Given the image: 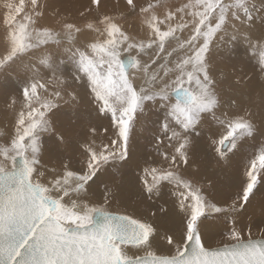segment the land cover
I'll use <instances>...</instances> for the list:
<instances>
[{
  "label": "rangeland",
  "instance_id": "1",
  "mask_svg": "<svg viewBox=\"0 0 264 264\" xmlns=\"http://www.w3.org/2000/svg\"><path fill=\"white\" fill-rule=\"evenodd\" d=\"M0 2V82H2L0 84V172L14 169L15 159L23 156L30 168V175H33V178L35 176V180L31 179L32 176H30V180H33L32 182L37 181L38 184L36 185L48 186L46 188L48 193L55 192L53 193L55 196L57 195L58 198L64 200L79 194V197L76 196V199L70 201V205L72 206L73 203L82 205L86 210L82 213L83 216L80 214L78 220L70 224L88 225V213L100 210L129 217L139 222L151 233L152 230L143 218L144 216L135 215L131 210L122 208L124 204H127L128 209H138L145 215L163 219L170 229L180 233L181 247L168 250L169 252L150 250L139 256H134L133 259L143 256L177 257L183 253L184 245L190 239L193 229L199 233L204 249L264 239V146L259 141L264 134V53L262 49L264 45L261 46L260 50L258 49L264 43H261L262 38L259 37L258 43H255L257 49H252L253 45L249 39L239 36L241 32H239L237 23V21L242 22L239 20L241 19V12L245 14H243L245 23L251 21L252 16L262 19L264 23V12H262L264 11V0H0ZM237 15H239L238 18ZM258 21L260 20L258 19ZM252 25V30H254L252 32L255 35L260 29V25L257 23H252ZM227 31L230 32L227 33ZM238 36L239 39H243L242 43H244H239L238 49L241 50H236L234 47V44H237ZM169 37L170 39H167ZM234 40L236 41L234 42ZM223 53L225 54L223 55ZM121 54H128L134 59L138 58L139 62L135 65V73L134 71L131 72V68L129 69L130 72L123 69L122 60L120 61ZM225 56L227 60L224 58ZM90 61L95 62V66H92ZM218 61L222 62L218 63ZM19 62L22 63L19 64ZM192 62L195 67L192 66ZM254 64L255 67H253ZM233 66L235 69L232 68ZM261 69L262 71H260ZM44 73L46 74L44 75ZM248 73L250 74L248 75ZM254 73L256 75H253ZM76 74L79 75V80H85L87 83L92 82L91 86L98 87L97 89L101 91L94 90L97 95L99 92H101L99 95L103 92H109V95L120 96L121 105L126 114L124 124L127 130L136 124L140 130H143L142 135L140 133L141 138L139 137L137 140V143L140 144V147L136 149L138 158L154 161L151 168L168 169L167 171H172L176 177L181 179L180 185L166 181L161 182L160 189L161 191L164 190L165 194L160 191L162 196L157 200V204H154L153 199H149V196H134L133 193L126 190L122 191L120 194L122 197H119L122 202L126 201L127 203L123 202L122 207V203L120 206L111 205L109 199L113 195L114 189L109 188L106 181L110 178L115 182L119 176L130 178L137 175L136 184L140 185L142 184L140 174L132 169V165L128 164V157L122 160L119 159L120 156L118 155H111L112 157L109 156L106 161L107 164L112 166V163L117 159V161H121V164L124 162L123 165L116 169L107 168L104 173L106 178L98 177L95 184L92 183L96 174L101 172L105 161L101 160L100 164L91 162L93 160L91 148L84 146L90 145L87 139L82 143L79 142L78 147L62 148L65 153L56 156L59 162H53L47 157L45 160L43 159L41 150H49L48 153L55 156L56 153L51 150L60 146V144H56L60 143V139L64 138V135H69L59 133V129L54 125L57 121L55 116L49 115L50 111L58 108V100L49 94L45 95L48 96V99L45 96H41L39 99V94L35 93L37 98L31 101L27 100L28 102L23 100L24 95L27 94L26 89L23 88V80L31 78V80L40 81L42 79L43 81L44 78H47L52 80L51 85L53 86L58 84L59 79H61L62 83L63 81L66 83L59 84V88H57L63 90L65 97L63 102L71 104V98L75 93L80 95L79 90L71 89L69 85L70 78L76 77ZM27 75L28 77H26ZM251 75L257 80L253 86L255 87L258 82L256 86L258 88L255 87L256 90L249 94L245 84L248 79H251ZM54 76L55 78H53ZM6 77L9 78L4 81ZM190 80L194 82L196 91L199 92L193 93L196 99L200 94V98L203 100L200 104L195 103V101L191 104H184L171 95L179 88H187ZM110 84H112V88H110ZM101 86L103 87L100 88ZM55 90L57 89H53V91ZM56 92L58 93V91ZM71 93L74 94L70 97ZM78 97L79 100L76 104L80 107L84 104L82 102L83 97L81 95ZM243 98H247L246 102L249 101L250 104L246 106L242 103L241 109H237V100ZM194 104L197 105L193 107ZM165 105H169V110L177 116L179 124H184L188 128L203 126L200 134L201 141H196L195 146H203L205 150L199 149L211 156L207 157L208 155L202 154L201 163H190L189 167L192 173L181 168L184 162L181 163V167L174 165L173 161L178 159L179 153L177 147H172L168 132L177 127L178 124L174 123V117H171L173 121H167L164 110L167 107ZM220 110L221 112L218 113ZM59 117V121L61 120L60 122L63 123L59 124L66 129L73 130V126L78 123L74 119L71 120L67 114H60ZM105 120L106 125L112 129L119 122V119L114 116L105 117ZM42 121L46 122L45 129L39 127ZM259 124L261 125L259 126ZM34 125L35 127H33ZM3 129L5 130L3 131ZM30 133L35 137L31 138L30 141H35L36 149L24 143L23 139ZM6 134L7 136H5ZM51 134L60 138L59 142L55 143L50 140ZM80 134L81 132L76 136L79 137ZM98 134L96 133V135ZM79 138L78 140L81 141ZM247 138L250 142L249 145L239 147V144ZM218 148L223 152L229 150L228 152L231 154L228 162L221 161L222 153L220 155ZM62 149L60 148V150ZM69 150L72 155H75L74 159L70 158L69 155L71 154H66ZM88 152L90 153L88 154ZM87 162L91 165H88ZM228 175H232L231 181L225 179ZM148 178L149 182H152L151 177ZM185 181L189 182L192 188L196 189L198 194L204 198L200 215L193 219L191 225L186 222L189 216L193 215V210L187 216L181 215L179 218L167 217L161 211L164 202L165 205H171L174 203L173 200H176L170 188L174 186L183 188L182 184ZM89 184H92L94 189L102 193L103 204H94V206L89 205L86 201L85 198L88 195L85 192L88 191L87 186ZM246 186L251 193L250 196L246 194L249 192H245ZM183 190L186 192L185 189ZM61 193L65 196L62 197ZM195 199V196L191 197V202ZM244 200L248 201L245 203ZM213 206H216L219 211H216ZM72 215L73 213L71 215L66 214L64 218L61 213H58L55 216L64 225L67 219L72 218L70 217ZM140 245L131 246L138 247Z\"/></svg>",
  "mask_w": 264,
  "mask_h": 264
},
{
  "label": "bare ground",
  "instance_id": "2",
  "mask_svg": "<svg viewBox=\"0 0 264 264\" xmlns=\"http://www.w3.org/2000/svg\"><path fill=\"white\" fill-rule=\"evenodd\" d=\"M1 3V2H0ZM251 7V6H250ZM264 10V9H263ZM262 12H264V11H262ZM242 14H240V18L241 19H239V20H242V22L240 21V22H238L237 21V23H238V27H239V32H241L240 34H239V36H243V37H247L248 39H249V42L253 45V47H252V49L253 48H255V49H257V47H256V45H255V43H258L257 42V40H258V38L260 37V38H262V42L261 43H264V25H262V24H264L263 23V21H262V19H260V18H258L260 21H258V19L256 18V17H254V16H252V18H251V21L249 20V22H244L243 20H245V16H243V12H241ZM245 15V14H244ZM234 16V15H233ZM238 16L239 15H237V18H238ZM260 16H262V15H260ZM250 17V16H249ZM249 17H247V18H249ZM264 19V18H263ZM236 21V20H235ZM260 22V23H258V22ZM228 23H231V22H228ZM252 23H257L258 25H260L259 26V30L255 33V35L253 34V32H254V30H252V28H253V25H252ZM4 25V24H3ZM7 25V24H6ZM252 25V26H251ZM231 26V25H230ZM255 27H258V26H255ZM224 28H226V27H224ZM229 28V27H228ZM231 28V27H230ZM229 28V29H230ZM255 29V28H254ZM3 30V29H2ZM234 30H235V28H234ZM253 31V32H252ZM224 32V31H223ZM228 32H230V31H227V33ZM3 33V32H2ZM234 33V32H233ZM230 34V33H229ZM232 34V33H231ZM6 35V34H5ZM233 35V34H232ZM223 36H225V34H223ZM236 36V35H235ZM239 36L237 37V41L236 40H234V42L236 41L237 42V44H234V47L236 48V50H239L238 49V46H240L239 45V43L241 44L242 43V41H243V39H239ZM171 37V36H170ZM170 37L169 38H167V39H170ZM221 37H222V35H221ZM226 37V36H225ZM227 37H229V36H227ZM5 39V38H4ZM233 39V38H232ZM220 40V39H219ZM216 41H217V39H216ZM215 41V42H216ZM221 42H222V40H220ZM256 41V42H255ZM261 41V40H260ZM218 42V41H217ZM201 43V42H200ZM212 43V42H211ZM225 43H226V41H225ZM248 43V42H247ZM227 44V43H226ZM242 44H244V43H242ZM259 45V44H258ZM264 44H261L259 47H258V49L260 50V48H261V46H263ZM246 46V45H245ZM255 46V47H254ZM192 47V46H191ZM251 47V46H250ZM246 48V47H245ZM212 49H214V48H212ZM221 49V48H220ZM254 49V50H255ZM263 49V53H264V47L262 48ZM5 50V49H4ZM241 50V49H240ZM247 50H248V47H247ZM250 50V49H249ZM191 51V50H190ZM43 52V51H42ZM132 52V51H131ZM180 52V51H179ZM189 52V51H188ZM197 52H199L200 53V51L199 50H197ZM214 52V51H213ZM233 52V51H232ZM2 53V52H1ZM38 53V52H37ZM247 53V52H246ZM249 53V52H248ZM52 54V53H51ZM217 54V53H216ZM225 53H223V55H224ZM232 54V53H231ZM244 54V53H243ZM54 55H55V53H54ZM122 55V54H121ZM120 55V56H121ZM194 55H195V53H194ZM246 55V54H245ZM244 55V56H245ZM6 56V55H5ZM37 56V55H36ZM50 56V55H49ZM126 56H128V54L127 55H122L121 56V58H120V61L122 60V66H123V60L126 58ZM201 56V55H200ZM243 56V57H244ZM257 56V55H256ZM33 57V56H32ZM40 57V56H39ZM198 57V56H197ZM210 57V56H209ZM230 57V56H229ZM233 57V56H232ZM248 57V56H247ZM260 57V56H259ZM264 57V56H263ZM2 58V57H1ZM34 58V57H33ZM55 58V57H54ZM130 58H132V57H130ZM137 58V57H136ZM193 58V57H192ZM208 58V57H207ZM220 58H222V57H220ZM225 59H226V56L224 57ZM239 58H240V56H239ZM246 58V57H245ZM244 58V59H245ZM249 58V57H248ZM27 59V58H26ZM49 59V58H48ZM57 59V58H56ZM133 59V64L130 66V68L132 69L131 70V72H133L134 70H135V65H136V63L137 62H139L138 61V58L137 59H134V58H132ZM190 59V58H189ZM197 59V58H196ZM195 59V60H196ZM213 59H214V57H213ZM216 59V58H215ZM241 59V58H240ZM255 59H258V58H255ZM260 59H262V58H260ZM23 60V59H22ZM30 60V59H29ZM98 60V59H97ZM192 60V59H191ZM207 60V59H206ZM227 60V59H226ZM31 61V60H30ZM44 61H46V60H44ZM54 61V60H53ZM59 61V60H58ZM216 61V60H215ZM225 61V60H224ZM238 61V60H237ZM242 61V60H241ZM259 61V60H258ZM34 62V61H33ZM49 62V61H48ZM93 62V61H92ZM91 62V63H92ZM219 62H222V61H218V63ZM240 62V61H239ZM20 63H22V62H19V64ZM86 63V62H85ZM193 63V62H192ZM264 63V62H263ZM93 64V63H92ZM94 64H95V62H94ZM231 64V63H230ZM234 64V63H233ZM232 64V65H233ZM247 64V63H246ZM258 64H259V62H258ZM15 65V64H14ZM210 65V64H209ZM214 65V64H213ZM231 65V66H232ZM249 65V64H248ZM260 65H262V64H260ZM17 66V65H16ZM36 66V65H35ZM174 66V65H173ZM192 66H194L195 67V64L193 63V65ZM197 66V65H196ZM216 66V65H215ZM230 66V65H229ZM228 66V68H230ZM241 66V65H240ZM245 66V65H244ZM247 66V65H246ZM69 67V66H68ZM103 67H105V66H103ZM133 67V68H132ZM217 67V66H216ZM248 67V66H247ZM250 67V66H249ZM253 67H255V64H254V66ZM252 67V68H253ZM260 67V66H259ZM262 67V66H261ZM260 67V68H261ZM7 68V67H6ZM69 68H71V67H69ZM100 68H102V67H100ZM129 68V69H130ZM213 68V67H212ZM232 68H234V66L232 67ZM103 70H104V68H102ZM129 69L127 70V71H129ZM195 69V68H194ZM202 69V68H201ZM213 69H215V68H213ZM225 69V68H224ZM226 69H227V67H226ZM235 69V68H234ZM256 69H257V67H256ZM29 70V69H28ZM60 70V69H59ZM63 70H65V69H63ZM106 70V69H105ZM223 70V69H222ZM240 70H241V68H240ZM248 70H249V68H248ZM247 70V71H248ZM254 70V69H253ZM27 71V70H26ZM31 71H33V70H31ZM31 71H30V73H31ZM186 71V70H185ZM197 71V70H196ZM209 71V70H208ZM219 71V70H218ZM223 71H225V70H223ZM242 71V70H241ZM260 71H262V69L260 70ZM27 72H29V71H27ZM74 72V71H73ZM130 72V71H129ZM137 72V71H136ZM216 72V71H215ZM222 72V71H221ZM239 72V71H238ZM237 72V73H238ZM252 72V71H251ZM37 73V72H36ZM47 73V72H46ZM46 73H44V75L46 74ZM66 73V72H65ZM75 73V72H74ZM134 73H135V71H134ZM199 73V72H198ZM231 73V72H230ZM234 73V72H233ZM232 73V74H233ZM236 73V74H237ZM256 73V72H255ZM253 74V75H256V74ZM7 74V73H6ZM29 74V73H28ZM137 74V73H136ZM167 74V73H166ZM235 74V75H236ZM250 73H248V75H249ZM30 75V74H29ZM72 75V74H71ZM74 75V74H73ZM72 75V76H73ZM133 75V74H132ZM4 76H6V75H4ZM25 76V75H24ZM58 76V75H57ZM102 76V75H101ZM134 76V75H133ZM194 76V75H193ZM213 76H214V74H213ZM212 76V77H213ZM224 76V75H223ZM263 76V75H262ZM17 77V76H16ZM26 77H28V75L26 76ZM31 77V76H30ZM40 77H42V76H40ZM43 77H46V76H43ZM78 77H79V75H78ZM81 77V76H80ZM186 77V76H185ZM215 77V76H214ZM240 77V76H239ZM7 78H9V77H6V80H4V81H7L8 79ZM33 78H35V77H33ZM50 78V77H49ZM53 78H55V76L53 77ZM134 78V77H133ZM167 78V77H166ZM217 78V77H216ZM45 80H43L42 81V79L40 80V81H36L35 79L34 80H31V78H29V80H27V79H24L23 80V88H25L26 89V93L27 94H25L24 95V99L23 100H25V101H27V100H29V101H31V100H33V99H35V98H37L36 96H35V94H39V99H40V97L41 96H45V95H53L54 96V98H55V100L57 99L58 100V102H59V105H58V111H57V109L56 110H53V111H50V113H49V115H51V116H55V119L57 120V121H55V123H54V125H56L57 126V128L59 129V133H63V134H66V135H69V136H65L64 135V138H62V139H60V138H57V136H55V135H52V134H54V133H52L51 135V138H49L50 140H52L53 142H57L59 139H60V143H58V144H56V145H59L60 144V146H61V144H62V146L60 147V146H57V147H55L53 150H51V151H54L56 154H55V156H53L51 153H48V151L46 150V152H45V150H41V154H42V156H43V159L45 160L46 159V157L47 158H49V159H51L53 162H59V160H57V158H56V156L58 157V156H60V154H64L65 152H64V149H62V148H64V147H74V146H79L80 144H79V142H83L84 140H89L88 142H90V145H84V146H86V147H90L91 148V154H92V159H93V157L95 156V157H97V159H93L91 162H93V164H100L99 162L101 161V160H103V159H100L101 157H103V156H107V157H109V156H111V155H118V156H121V153H123V151H124V147H125V139H124V137L121 135V133H124V132H126V135H127V139H126V149H127V154H129L127 157H128V159H129V163L128 164H130V165H132V169L133 170H135V172H137V173H139L140 174V178H141V180H143V179H145L146 177H145V175H144V172H145V169H151V166H153V164H154V161H151V160H149V159H147V160H140V158H138V155H137V153H136V149L138 148V147H140V144H138L137 143V140H139L138 138L140 137L141 138V135H142V132H143V130H140V128L138 127V124H136V125H133L129 130H127V127H126V125L124 124V121L126 120V114L124 113V110H123V106L121 105V97L120 96H118V95H109V92L107 93V92H103L102 94H100L99 95V93H101V92H99L98 93V95H97V92H95L94 90H98V91H101L100 89H97L98 87H93V86H91L92 85V82L91 83H87V81H85V80H79L78 78H76V77H74V78H70V88H74V89H77V90H79V92H80V95L83 97L82 98V102L84 103V104H82V106L80 105V107L78 106V104H76L77 102H78V100H79V97L78 96H80V95H76V93H75V95L71 98V104H68L67 102H63L64 101V94H63V90L61 91L60 89H58L59 87H58V85L59 84H65L66 82H64L63 81V83H62V81H61V79H59V83L58 84H55V85H51V82H52V80L51 79H47V78H44ZM263 79V78H262ZM11 80V79H10ZM13 80V79H12ZM69 80V79H68ZM67 80V81H68ZM217 80V79H216ZM215 80V81H216ZM221 80V79H220ZM230 80V79H229ZM235 80V79H234ZM246 80H247V78H246ZM50 81V82H49ZM93 81V80H92ZM257 80H256V78L254 77V76H252L251 75V79L249 80L248 79V82H246V84H245V86H246V91L247 92H249V94L251 93V91H255L256 90V88H258V87H256L257 85H258V82H257V85L254 87L253 85L255 84V82H256ZM263 81V80H262ZM21 82V81H20ZM38 82V83H37ZM225 82V81H224ZM229 82V81H228ZM232 82H233V80H232ZM2 82H0V84H1ZM6 83V82H5ZM19 83V82H18ZM221 83V82H220ZM236 83V82H235ZM239 83V82H238ZM244 83V82H243ZM8 84H9V81H8ZM21 84V85H22ZM67 84H68V82H67ZM94 84V83H93ZM10 85H11V83H10ZM2 86H3V84H2ZM25 86V87H24ZM96 86V85H95ZM114 86V85H113ZM224 86V85H223ZM262 86V85H261ZM58 87V88H57ZM231 87V86H230ZM230 87H229V89H230ZM233 87V86H232ZM231 87V88H232ZM242 87V86H241ZM100 88H102V86L100 87ZM110 88H112V84H110ZM189 88V91H193L192 93H199V92H197L196 91V86L194 85V82L192 81V80H190L189 82H188V87L187 88H183L182 87V89H188ZM226 88V87H225ZM245 88V87H244ZM53 89H57V90H55V91H53ZM179 89H181V88H179ZM228 89V88H227ZM233 89V88H232ZM235 89V88H234ZM233 89V90H234ZM242 89V88H241ZM70 90V89H69ZM108 90V89H107ZM116 90V89H115ZM150 90V89H149ZM220 90V89H219ZM236 90V89H235ZM243 90V89H242ZM56 91H58V93L56 92ZM73 91V90H72ZM112 91V90H111ZM118 91V90H117ZM195 91V92H194ZM199 91V90H198ZM13 92H14V90H13ZM93 92H95L94 94H93ZM16 93V92H15ZM20 93V92H19ZM35 93V94H34ZM66 93V92H65ZM112 93V92H111ZM173 93V92H172ZM172 93H171V95H172ZM57 94H60V95H58L57 96ZM74 93H71V95H70V97L73 95ZM226 94H228L227 92H226ZM230 94V93H229ZM232 94V93H231ZM33 95V96H32ZM198 95V94H197ZM254 95V94H253ZM195 96V95H194ZM202 96V95H201ZM264 96V95H263ZM45 98L46 99H48V96H45ZM67 98V97H66ZM10 99V98H9ZM42 99H44V98H42ZM88 99V100H87ZM247 99V98H246ZM246 99H239V101L237 100V103H236V106L238 107L237 109H241L240 107H242L243 106V104L242 103H244L246 106H248L249 104H250V102L248 101V102H246ZM13 100V99H12ZM66 100V99H65ZM90 100V101H89ZM201 100H202V98H200V94H199V96H197V99H196V96H195V103H197V104H200V102H201ZM251 100V99H250ZM11 101V100H10ZM15 101V100H14ZM13 101V102H14ZM35 101V100H34ZM67 101V100H66ZM203 101V100H202ZM12 102V103H13ZM28 102V101H27ZM45 102V101H44ZM57 102V103H58ZM63 102V104H61ZM36 103V102H35ZM38 103V102H37ZM43 103V102H42ZM53 103V102H52ZM8 104H10V103H8ZM196 104V105H197ZM263 104H264V98H263ZM6 105V104H5ZM11 105V104H10ZM15 105H17L16 103H15ZM25 105V104H24ZM193 105V104H192ZM195 104H194V106L193 107H195L196 106ZM1 106V105H0ZM23 106V105H22ZM30 106V105H29ZM55 106V105H54ZM161 106V105H160ZM167 108L166 109H164L165 111H166V117H167V121H173V119L171 118V117H174V123H177L178 124V126L177 127H174V128H172L171 129V133L170 132H168V136H169V138H170V143L173 145L172 147L173 148H176L177 147V149L179 148L180 150H182V152H184V154H185V156H186V158H187V161H188V164L187 165H185V163H183L184 165L181 167V163L183 162V158L181 157L180 158V156H179V154L177 155L178 156V159H176V161H173L174 162V165L175 166H177V167H181L184 171H188V172H190V173H192V170L190 169V163H196V162H199V163H201L202 161H201V155L202 154H204V155H208L207 157H209V156H211L210 154H205V153H203L202 152V150H200L199 148H203V150H205L204 149V147L203 146H195V144H196V141H201V128H203V126H197V127H193V128H188V126L186 127L184 124L182 125V124H179L180 122H179V119L177 118V116L172 112V111H170L169 109L170 108H168L169 107V105H165ZM181 106V105H180ZM251 107H252V104L250 105ZM7 107V106H6ZM13 107V106H12ZM12 107H9V108H11L12 109ZM21 107V106H20ZM198 107V106H197ZM200 107V106H199ZM201 107H203V106H201ZM245 107V106H244ZM15 108V107H14ZM23 108V107H22ZM50 108V107H49ZM154 108V107H153ZM163 108V107H162ZM248 108V107H247ZM7 109H8V107H7ZM21 109V108H20ZM48 109V108H47ZM196 109V108H195ZM10 110V109H9ZM190 110V109H189ZM197 110V109H196ZM195 110V111H196ZM32 111V110H31ZM56 111V112H55ZM153 111V110H152ZM158 111V110H157ZM192 111V110H191ZM198 111V110H197ZM14 112V111H13ZM221 112V110L218 112V113H220ZM6 113H7V111H6ZM8 113H10V112H8ZM21 113V112H20ZM191 113V112H190ZM236 113V112H235ZM2 114H4V113H2ZM65 115V114H67V115H69L70 116V118H71V120L72 119H74L75 121H78V123L76 124L75 123V121H74V123L76 124V125H71V126H73V130L72 129H66V127H63L61 124H59V123H62V122H60L59 121V119H60V117H59V115ZM160 114V113H159ZM217 114V113H216ZM234 114V113H233ZM139 115V114H138ZM152 115H154L153 113H152ZM158 115V114H157ZM242 115V114H241ZM18 116V115H17ZM109 116H114L115 118H118L119 120V122L117 123V125H114L115 127L112 129V128H110L109 126H107L106 125V120H105V117H109ZM244 116V115H243ZM44 117V116H43ZM58 117H59V119H58ZM65 117V116H64ZM159 117V116H158ZM161 117V116H160ZM159 117V118H160ZM165 117V118H166ZM30 118V117H29ZM45 118V117H44ZM203 118V117H202ZM231 118V117H230ZM245 118H246V116H245ZM264 118V117H263ZM21 119V118H20ZM112 119V118H111ZM5 120V119H4ZM27 120V119H26ZM150 120V119H149ZM176 120V121H175ZM241 120V119H240ZM22 121V120H21ZM51 121H52V119H51ZM204 121V120H203ZM242 121V120H241ZM247 121V120H246ZM260 121V120H259ZM258 121V122H259ZM6 122V121H5ZM25 122V121H24ZM53 122V121H52ZM108 122V121H107ZM166 122V121H165ZM164 122V123H165ZM184 122V121H183ZM65 123H67V122H65ZM205 123V122H204ZM257 123V122H256ZM263 123V121L261 122V124ZM63 124V123H62ZM81 126H80V125ZM108 124H110V123H108ZM114 124V123H113ZM127 124V123H126ZM166 124V123H165ZM261 124H259V126L261 125ZM4 125V124H3ZM2 125V126H3ZM54 125L52 126L53 128H54ZM195 125V124H194ZM249 125H251V124H249ZM6 126V125H5ZM50 126V125H49ZM62 126V127H61ZM80 126V127H79ZM111 126V125H110ZM15 127V126H14ZM21 127V126H20ZM68 127V126H67ZM205 127V126H204ZM255 127V126H254ZM262 127V126H261ZM8 128V127H7ZM207 129V128H206ZM5 129H3V131H4ZM10 130V129H9ZM21 130V129H20ZM52 130V129H51ZM259 130V129H258ZM56 131H57V129H56ZM99 131V132H98ZM7 132V131H6ZM14 132H16V131H14ZM46 132V131H45ZM75 132V133H74ZM79 132H81V134H80V138H81V141H79L78 140V138L79 137H77L76 136V134H78ZM94 132H96V133H99L98 135H96V133H94ZM256 132V131H255ZM3 133V132H2ZM59 133H57L58 135H59ZM74 133V134H73ZM140 133H141V135H140ZM208 133V132H207ZM262 133V132H261ZM260 133V134H261ZM4 134V133H3ZM3 134H2V136H3ZM63 134H61V135H63ZM1 136V137H2ZM5 136H7V134L5 135ZM4 137V136H3ZM2 137V138H3ZM45 137V136H44ZM47 137V136H46ZM66 137V138H65ZM264 134L261 136V139H259V141L261 142V143H263V145L262 146H264ZM31 138H35L31 133L30 134H27L26 136H25V138L23 139L24 140V143H26V145H30V146H32V148H35L36 149V145L34 144V142L31 140L30 141V139ZM48 138V137H47ZM79 138V139H80ZM48 139V140H49ZM47 140V139H46ZM1 141V140H0ZM40 141V140H39ZM51 141V142H52ZM187 141V143H185ZM59 142V141H58ZM86 142V141H85ZM115 142V143H114ZM249 139L247 138V139H245L241 144H239L240 146L239 147H246V146H248L249 145ZM55 145V144H54ZM55 145V146H56ZM139 145V146H138ZM183 145V147H181ZM161 146V145H160ZM20 147V146H19ZM60 148L62 149V150H60ZM65 148V150H67ZM86 149V148H85ZM156 149H157V147H156ZM77 150V149H76ZM218 150H219V148H218ZM44 151V152H43ZM68 151V150H67ZM229 151V150H228ZM227 151V152H228ZM216 152H217V150H216ZM219 152H220V155H221V153H222V155H221V161H226V162H228L229 161V156H230V154L231 153H227V152H223V151H221V150H219ZM72 152H70V150H69V152H66V154H71ZM90 152H88V154H89ZM218 153V152H217ZM224 153H226V154H224ZM33 154V153H32ZM162 154V153H161ZM31 155V154H30ZM199 155V156H198ZM41 156V157H42ZM69 156H71L70 158H73L74 159V156L75 155H69ZM78 156V155H77ZM76 156V157H77ZM80 156V155H79ZM143 156V155H142ZM162 156V155H161ZM232 156V155H231ZM6 157H8V156H6ZM20 157V156H19ZM112 157V156H111ZM9 158V157H8ZM78 158V157H77ZM197 158H198V160H197ZM4 159V158H3ZM6 159V158H5ZM25 159V158H24ZM61 160H62V158H60ZM119 159H121V158H119ZM80 160V159H79ZM78 160V161H79ZM81 160H82V158H81ZM110 160V159H109ZM113 160V159H112ZM3 162V161H2ZM109 162V161H108ZM113 162V161H112ZM0 163H1V161H0ZM7 163H8V160H7ZM9 163H10V161H9ZM29 163V162H28ZM82 163V162H81ZM88 163V165H91L89 162H87ZM111 163V162H110ZM124 163V162H123ZM123 163L121 164V161L120 160H118L117 161V159L115 160V162H113L112 163V166L110 165V164H107V162H104V166L102 167V169H101V172L100 173H97L96 174V177H95V179H94V181H92V183H94L95 184V182L97 181V179H98V177H101V176H103V177H105V175H104V173L106 172V170H107V168H109V167H112V168H120V166L121 165H123ZM168 163V162H167ZM59 164V163H58ZM103 164V163H102ZM107 164V165H106ZM119 164V165H118ZM180 164V165H179ZM197 164V163H196ZM230 165V164H229ZM232 165V164H231ZM4 166V165H3ZM8 166V165H7ZM79 166V165H78ZM163 166V165H162ZM68 167V166H67ZM165 167V166H164ZM222 167V166H221ZM87 168H88V166H87ZM101 168V167H100ZM154 168V167H153ZM171 168V167H170ZM204 168H206V169H208L207 167H204ZM32 169V168H31ZM79 169V168H78ZM110 169V168H109ZM108 169V170H109ZM223 169V168H222ZM122 170H123V168H122ZM168 170V169H167ZM175 170H178V169H176L175 168ZM180 170V169H179ZM209 170V169H208ZM33 171V170H32ZM31 171V172H32ZM82 171V170H81ZM84 171V170H83ZM94 171V170H93ZM110 171V170H109ZM114 171H116V170H114ZM174 171V170H173ZM228 171V170H227ZM90 172V171H89ZM118 172V171H117ZM124 172V171H123ZM182 172V171H181ZM208 172V171H207ZM206 172V175H208V173ZM233 172H234V170H233ZM113 173V172H112ZM125 173V172H124ZM129 173V172H128ZM31 174V173H30ZM111 174V173H110ZM109 174V175H110ZM83 175V174H82ZM108 175V174H107ZM114 175V174H113ZM116 175V174H115ZM184 175V174H183ZM227 175V174H226ZM252 175V174H251ZM30 176H32V178L31 179H33V180H35L34 178H35V176H34V178H33V175H30ZM43 176V175H42ZM117 176H118V173H117ZM123 177V176H122ZM121 176H119L118 177V179L114 182V181H112L110 178L106 181V185L107 186H109V188H113L114 189V191H113V195H109L110 197H108V198H110L109 199V202L110 203H112L111 205H113L114 204V206H120L121 205V203H122V205H121V207L123 206V202L124 203H127L126 201H121V198L120 197H122L120 194H121V192L122 191H126V190H129L131 193H133V195L135 196H140V197H145V196H149L150 198L149 199H153V203L154 204H157V200L162 196V194H160V191H159V194H157V192L156 191H153L152 193H148L146 190H145V184L142 182V184H140V185H137L136 184V179H138V177H137V175H135V177L134 176H132V177H130V178H122ZM186 177H188V176H186ZM185 177V178H186ZM192 177V176H191ZM218 177V176H217ZM234 177V176H233ZM251 177V176H250ZM106 178V177H105ZM108 178V177H107ZM113 178V177H112ZM222 178V176L220 177V179ZM41 179H42V177H41ZM149 179V178H148ZM192 179V178H191ZM225 179H228L229 181H231L232 180V175H228V177H225ZM32 180V181H33ZM40 180V179H39ZM209 180V179H208ZM216 180V179H215ZM236 180V179H235ZM253 180V179H252ZM31 180H30V182L32 183V184H34V185H36V184H38V183H36L37 181H35V182H32ZM218 181V180H217ZM248 181V180H247ZM247 181H245V182H247ZM219 182V181H218ZM104 183V182H103ZM149 183H151V182H149ZM231 183V182H230ZM234 183V182H233ZM239 183V182H238ZM242 183V182H241ZM256 183V182H255ZM164 184V183H163ZM228 185V184H227ZM235 185H236V182H235ZM40 186H42L43 188H44V195L46 196V197H50V198H55L56 200H58V205H57V208H56V210H55V212H54V214H53V217L54 218H56V216L55 215H57L58 213H61L62 214V216L65 218L66 217V214H68V215H71L72 213H73V215L72 216H70V217H72V218H69V219H67L66 220V223H64V225H63V227H64V229L65 230H67V229H69V228H75V227H79V228H82V227H85V226H88V225H90V223L92 222V217H93V215H94V212H89V211H87V212H89L88 213V220H89V223H88V225H84V226H79V224H70V223H74V221L75 220H78V218H79V215L81 214L82 215V213H84L85 212V210L86 209H84V207H82V205H78V204H74L73 203V205L71 206L70 205V201L71 200H73V199H76V196L77 197H79V194H76V196L75 195H72L71 196V198L69 197V199H61V198H58V196L56 195L55 196V194H53V193H55V192H47V187L48 186H46V185H40ZM53 186V185H52ZM93 185L92 184H89L88 186H87V192H85V194H87L88 196L85 198L86 199V201L89 203V205H98V204H103L102 203V201H103V199L101 198L103 195H102V193L99 191V190H96V189H94L93 187H92ZM209 186H212V185H209ZM218 186V185H217ZM49 187H50V185H49ZM84 187V186H83ZM213 187V186H212ZM229 187H231V185H229ZM55 188V187H54ZM210 188V187H209ZM233 188V187H232ZM248 188V187H247ZM50 189V188H49ZM78 190V189H77ZM165 190H167L166 188H165ZM228 190V189H227ZM49 191V190H48ZM58 191H59V189H58ZM57 191V192H58ZM170 191H171V193L172 194H174L173 196H174V199H176V200H173L174 201V203H173V201H172V203L173 204H171V205H165V202L163 203V208H167V211L166 212H162V214L163 215H165V216H169V217H172V216H174V217H176V218H179V217H181V215L183 216H187L191 211H192V209L190 208V207H188V205L191 203V198L189 199V200H186L185 201V206L183 207V210L181 209V207L179 206V199H182V197H180V195H179V193L180 192H182V191H184L183 190V188H178V187H176V186H174V187H171L170 188ZM129 192V193H130ZM164 193V190L163 191H161V193ZM165 192H167V191H165ZM185 192V191H184ZM224 192V191H223ZM249 192V191H248ZM70 193V192H69ZM225 194H226V192H224ZM229 193V192H228ZM243 193V192H242ZM62 195V197L63 196H65L63 193H61ZM73 194V193H72ZM84 194V195H85ZM123 194V193H122ZM165 194V193H164ZM246 194H248V193H246ZM256 194V193H255ZM132 195V196H133ZM113 196V197H112ZM120 196V197H119ZM247 196V195H246ZM126 198V197H125ZM260 198V197H259ZM164 199V198H163ZM171 199V198H170ZM123 200V199H122ZM253 201H255L254 199H252ZM248 201V200H247ZM264 201V200H263ZM73 202V201H72ZM85 203V202H84ZM109 204V203H108ZM116 204V205H115ZM168 204V203H167ZM86 205V204H85ZM94 205V206H95ZM106 205V204H105ZM127 205V204H126ZM126 205L124 204V207H122V208H126L127 210H131L135 215H138V216H144L143 218L147 221V224L150 226V228H151V233L148 231V235H149V237H148V240L145 242V244L143 243V245H140V246H138V247H135V246H131V245H119V253H120V255H121V258L123 259V260H128V259H133V257L134 256H139L140 254H144V253H146V252H148V251H150V250H156V251H168V250H173L174 248H177V247H181V235H180V233H178V231L176 232V231H174L173 229H170L167 225H166V223L164 222V220L163 219H156V218H153V217H151V216H149V215H145V214H143L142 213V211H140V210H135L134 208H127L126 207ZM70 207V208H68V207ZM86 206H88V205H86ZM108 206H110V204L108 205ZM113 207V206H112ZM132 207V206H131ZM106 208V207H105ZM119 208V207H118ZM240 208V207H239ZM64 210V211H63ZM94 210H96V209H94ZM232 211H233V209H231ZM61 211V212H60ZM98 211H100V210H98ZM122 211V210H121ZM258 211V210H257ZM102 212V211H101ZM193 214V213H192ZM83 216V215H82ZM63 218V219H64ZM140 218V217H139ZM142 218V217H141ZM162 218V217H161ZM183 218V217H182ZM256 220H257V218H256ZM255 220V221H256ZM261 220V219H260ZM217 221L215 220V223H216ZM205 224V223H204ZM207 225V224H206ZM171 227H172V225H170ZM202 227V226H201ZM194 228V227H193ZM197 228V227H196ZM214 228V227H213ZM216 229V228H215ZM194 230V229H193ZM192 230V231H193ZM257 230V229H256ZM200 231V230H199ZM249 231V230H248ZM250 231H252V230H250ZM191 235H192V233H191ZM169 237H171V239L169 240ZM216 237V236H215ZM214 237V238H215ZM205 242V241H204ZM122 246V248H120ZM169 252V251H168ZM128 257H132V258H128Z\"/></svg>",
  "mask_w": 264,
  "mask_h": 264
},
{
  "label": "water",
  "instance_id": "3",
  "mask_svg": "<svg viewBox=\"0 0 264 264\" xmlns=\"http://www.w3.org/2000/svg\"><path fill=\"white\" fill-rule=\"evenodd\" d=\"M132 64L126 56L123 69ZM172 96L184 104L195 101L188 89H177ZM44 191L30 182L23 156L15 159L14 169L0 172V247L5 249L0 264H264V239L204 249L196 229L177 257L123 260L119 245L148 240L143 225L120 214L96 211L90 225L65 230L53 217L58 200L46 197ZM12 245L15 250L9 254Z\"/></svg>",
  "mask_w": 264,
  "mask_h": 264
},
{
  "label": "snow or ice",
  "instance_id": "4",
  "mask_svg": "<svg viewBox=\"0 0 264 264\" xmlns=\"http://www.w3.org/2000/svg\"><path fill=\"white\" fill-rule=\"evenodd\" d=\"M33 127H35V125ZM39 127L41 129H45L46 128V122H43V121L40 122ZM121 135L125 139V147H124L123 153H121L120 158L122 160H124V159H127V149H126L127 135H126V132L121 133ZM185 143H187V141ZM181 147H183V145ZM177 152L183 158V162L185 163V165H187L188 161H187V158H186L184 152H182L179 148L177 149ZM93 159H97V157L94 156ZM100 159H103L106 162L108 157L103 156ZM144 175L146 178L143 179L142 182L145 184V190L148 193H152L153 191H156L157 194H159V191L161 190L160 186H161L162 181H166L168 183H172V184H176V185L181 184V179L176 177V175L172 171L161 170V169H157V168H151V169H145ZM148 177H151V181H152L151 183H149V180L147 179ZM182 186H183V189L186 190V192L182 191L179 193L180 197H182V199H179V206L181 207L182 210H183V207L185 206L186 200H189L193 196L196 197V199L193 200L188 205V207H190L193 210V215L189 216V219L186 223L188 225H191L193 219H195L196 217H198L200 215L201 205L203 203L204 198L202 195L198 194V191L196 189L192 188V186L189 182H187V181L183 182ZM245 192H248L247 186L245 187ZM248 195L250 196L251 193L249 192ZM244 202L246 203L247 201L244 200ZM213 207L216 211H219V209L216 208V206H213ZM161 211L166 212L167 208H162ZM196 224L198 226V220L196 221ZM29 227H31V225H29ZM18 231H21V234H23V229H18ZM43 231L44 230L41 229V233H43ZM170 239H171V237H169V240ZM13 250H15V245H12L8 248V253L10 254ZM30 250H31V248H30ZM4 253H5V249L3 247H0V255H2Z\"/></svg>",
  "mask_w": 264,
  "mask_h": 264
},
{
  "label": "crops",
  "instance_id": "5",
  "mask_svg": "<svg viewBox=\"0 0 264 264\" xmlns=\"http://www.w3.org/2000/svg\"><path fill=\"white\" fill-rule=\"evenodd\" d=\"M91 62V61H90ZM92 64V63H91ZM92 66H95V64L93 63ZM98 66V65H97ZM76 78H78V74H76ZM103 87V86H102ZM73 88V87H72ZM71 88V89H72Z\"/></svg>",
  "mask_w": 264,
  "mask_h": 264
}]
</instances>
